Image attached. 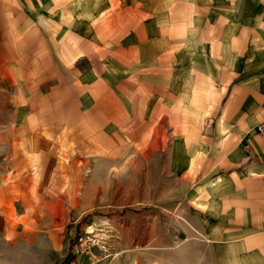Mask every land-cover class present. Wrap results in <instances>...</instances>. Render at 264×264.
Returning a JSON list of instances; mask_svg holds the SVG:
<instances>
[{"label":"crops","instance_id":"0c3cea01","mask_svg":"<svg viewBox=\"0 0 264 264\" xmlns=\"http://www.w3.org/2000/svg\"><path fill=\"white\" fill-rule=\"evenodd\" d=\"M121 147L189 181L164 264H264V0H0V264H62Z\"/></svg>","mask_w":264,"mask_h":264},{"label":"rangeland","instance_id":"374dc122","mask_svg":"<svg viewBox=\"0 0 264 264\" xmlns=\"http://www.w3.org/2000/svg\"><path fill=\"white\" fill-rule=\"evenodd\" d=\"M164 155L121 147L83 164L82 179L73 181L78 195L68 196L67 231L70 239L83 231L96 235L94 264H164L172 240L188 236L189 181L171 177Z\"/></svg>","mask_w":264,"mask_h":264},{"label":"built area","instance_id":"2783aa9c","mask_svg":"<svg viewBox=\"0 0 264 264\" xmlns=\"http://www.w3.org/2000/svg\"><path fill=\"white\" fill-rule=\"evenodd\" d=\"M97 238L93 232H80L75 238L71 247L70 264H94L90 251L96 244ZM87 259V260H86Z\"/></svg>","mask_w":264,"mask_h":264},{"label":"trees","instance_id":"16d2710c","mask_svg":"<svg viewBox=\"0 0 264 264\" xmlns=\"http://www.w3.org/2000/svg\"><path fill=\"white\" fill-rule=\"evenodd\" d=\"M73 242H74V239H70V243H69L70 252L66 256V258H65V260L63 261L62 264H67V263H69L71 261V258H72V256H71V247H72Z\"/></svg>","mask_w":264,"mask_h":264}]
</instances>
